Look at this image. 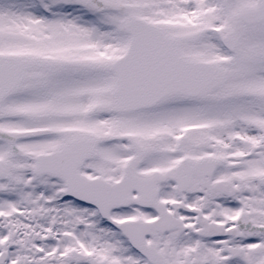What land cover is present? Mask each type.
<instances>
[{
    "label": "snow or ice",
    "instance_id": "1",
    "mask_svg": "<svg viewBox=\"0 0 264 264\" xmlns=\"http://www.w3.org/2000/svg\"><path fill=\"white\" fill-rule=\"evenodd\" d=\"M0 264H264V0H0Z\"/></svg>",
    "mask_w": 264,
    "mask_h": 264
}]
</instances>
